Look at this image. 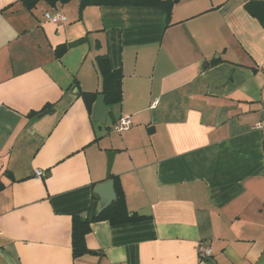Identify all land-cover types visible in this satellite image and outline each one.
<instances>
[{"label": "crops", "instance_id": "obj_1", "mask_svg": "<svg viewBox=\"0 0 264 264\" xmlns=\"http://www.w3.org/2000/svg\"><path fill=\"white\" fill-rule=\"evenodd\" d=\"M249 1L264 2L177 0L168 19L0 0V264H264V27ZM99 56L122 73L105 123L81 95L100 92ZM109 152L134 218L92 223L74 258L72 218L96 215Z\"/></svg>", "mask_w": 264, "mask_h": 264}, {"label": "trees", "instance_id": "obj_2", "mask_svg": "<svg viewBox=\"0 0 264 264\" xmlns=\"http://www.w3.org/2000/svg\"><path fill=\"white\" fill-rule=\"evenodd\" d=\"M41 1L46 2L49 6H55L56 4H67L72 0H21V3L26 9L31 10ZM176 2L177 0H81L79 11L81 12L87 6L161 7L165 10L167 18L169 19L171 8ZM244 9L264 27V2L249 1L244 5ZM66 48L67 46L60 47L59 53L65 51ZM95 66L100 77V92L81 93L88 106L90 107V104H92L99 93L104 96L105 103L108 106L120 103L122 100V73L120 71L111 70L108 59L104 56L96 58ZM109 179L114 181L116 201L99 215H95L90 219H82L79 217L72 218L71 248L74 258L89 253L85 246L84 239L86 234L89 233L92 223L106 220L112 225H118L129 222L134 218L128 217L129 213L125 206L124 195L117 185L116 179L112 175L109 176Z\"/></svg>", "mask_w": 264, "mask_h": 264}, {"label": "water", "instance_id": "obj_3", "mask_svg": "<svg viewBox=\"0 0 264 264\" xmlns=\"http://www.w3.org/2000/svg\"><path fill=\"white\" fill-rule=\"evenodd\" d=\"M47 113L48 111H44L43 113L38 115V117H42ZM106 116H107V109H106V104L104 102V96L98 95L96 97V101L93 107V118L97 121L105 123ZM113 156H114V152H109L106 155L108 159L107 181L100 185H97L94 189V193L99 196V203L96 210V215H99L103 210H105L113 202L116 201V192L114 189V183L111 179H109L110 176L109 173L112 165Z\"/></svg>", "mask_w": 264, "mask_h": 264}, {"label": "built area", "instance_id": "obj_4", "mask_svg": "<svg viewBox=\"0 0 264 264\" xmlns=\"http://www.w3.org/2000/svg\"><path fill=\"white\" fill-rule=\"evenodd\" d=\"M44 19L46 22L52 23L54 25L65 21V17L60 11H56L54 14L45 13ZM262 68L264 69V65L262 66ZM131 124V118L129 116H123L114 124L112 129L116 133H123L130 129ZM256 127L259 128L260 126L258 125ZM34 175L36 177H41L42 172L40 170H36L34 171ZM197 254L198 258L203 261L209 258L212 253L211 249L207 245H205L204 243H200L197 248Z\"/></svg>", "mask_w": 264, "mask_h": 264}]
</instances>
